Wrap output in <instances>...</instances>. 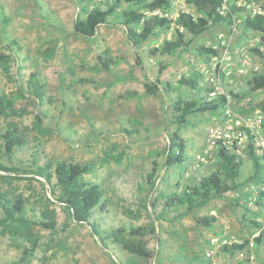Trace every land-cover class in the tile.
<instances>
[{
	"label": "rangeland",
	"instance_id": "374dc122",
	"mask_svg": "<svg viewBox=\"0 0 264 264\" xmlns=\"http://www.w3.org/2000/svg\"><path fill=\"white\" fill-rule=\"evenodd\" d=\"M109 1L0 0V13L11 17L7 25L0 22V53L10 57L9 73L0 63V87L28 111L21 117L0 116V131L15 122L27 140L11 159L1 156L5 164L21 169L15 172L21 178L0 170V192L12 199L19 195L26 198L30 216L40 214L45 207L55 210L58 223L56 231L35 226L41 245L21 264H196L194 255H201L205 264H248L241 252L224 256L217 249L213 258L206 252L214 240L243 242L258 233L262 244L254 249L255 262L264 264V230L250 223L260 221L264 228V204H250L262 180L251 178L254 171L249 151L239 155L244 163L239 178L242 186L236 192L214 199L192 213L180 216L183 210L172 208L161 215L173 191H181L217 168L219 148L207 155L203 151L210 128L221 122L224 110L223 106L215 113L190 118L181 129L187 140L188 160L183 168L170 167L166 166L169 137L177 129L170 100L179 95L194 98L210 90L217 91L214 96L226 94L233 109L243 116L264 112V86L254 89L256 75H264V57L251 50L257 47L264 53L261 34L244 29L241 15L234 26L215 25L198 37L189 33L190 45L174 55L151 58L149 50L172 39L173 29L160 30L140 46L128 40L125 26L114 18L93 37L76 33L78 15L84 16L85 9L97 5L106 7ZM241 1L250 13L264 9V0ZM172 2L171 9L156 13L173 18L181 11L198 14L185 0ZM236 2L228 1L229 5ZM11 40H17L20 47L9 46ZM202 45L223 52L220 56L202 55L197 51ZM105 54L115 62L110 69L100 60L107 58ZM138 56L143 58L142 65ZM206 69L214 72L215 80L205 73ZM32 73L45 83L44 101L35 96ZM158 77L163 86L166 81L176 84L182 77L197 78L201 88L185 86L171 93L162 89L158 95L145 94L144 84ZM128 90L140 94L120 98ZM37 114L48 130L45 135L34 129ZM108 156L112 159L102 163ZM55 158L97 162L95 173L86 178L102 186L108 206L96 209L93 218L100 221L103 229L145 227L144 239L154 257L132 255L111 240L107 247L90 224L70 221L45 178L31 172L34 161L44 164ZM203 215H215L217 222L211 227L199 224L196 218ZM26 246L22 237L4 233L0 227V264L19 260Z\"/></svg>",
	"mask_w": 264,
	"mask_h": 264
},
{
	"label": "trees",
	"instance_id": "16d2710c",
	"mask_svg": "<svg viewBox=\"0 0 264 264\" xmlns=\"http://www.w3.org/2000/svg\"><path fill=\"white\" fill-rule=\"evenodd\" d=\"M185 1L188 5L196 8L197 15L189 11H181L176 18H173L166 14L156 13L159 10L171 9L173 7L172 0H110L106 7L97 5L90 10L85 9L86 14L84 16L78 15L74 25L75 31L84 37H93L103 24L109 23V20L114 18L125 26L128 40L134 46H140L156 36L160 30L173 29L172 39L164 40L162 44L149 50L148 56L152 58L157 55H174L184 46H189L190 43L187 41L189 33L198 37L215 25L234 26L239 17L244 15V29L260 33L264 42V9L250 13L247 6L239 5L237 2L229 5L227 0ZM10 20V16L0 13V22L7 25ZM10 42L9 46L16 44L20 47L17 40ZM251 50L264 57V53L259 48L254 47ZM53 51L54 49L51 48L52 53ZM197 51L202 55L211 54L214 56H220L223 52L220 48L203 45L199 46ZM105 56L107 58L100 57V60L106 69H110L115 62L108 54ZM9 58V55L0 53V63L7 73H9ZM138 62L142 65L143 58L138 56ZM81 80L89 81L87 78ZM31 84L34 87L35 96L44 101L42 89L45 83L37 78L36 73H32ZM185 86L193 90L201 88L197 78L182 77L176 84L172 81H166L163 86L158 77L154 82L148 81L144 84V92L147 95H158L162 89L171 93ZM263 86L264 75H256L254 89ZM211 93L212 91L205 90V94L194 98L179 95L170 100L169 108L172 110L173 123L177 125V129L169 137L166 166L179 168L185 166L188 160V146L187 140L181 134V129L189 124L190 118L199 113H215L227 103L228 96L226 94L212 96ZM230 93L232 92L230 91ZM139 94L137 90H128L122 93L120 98L131 99L139 96ZM261 106L264 107V103ZM27 112V109L17 105L15 96L6 93L0 87V116L21 117ZM34 129L40 135H45L48 132L43 126V119L39 114L36 116ZM124 130L131 133L128 128ZM26 144V135L15 122H10L4 132L0 131V170L11 172V177L21 178L15 173L21 169L5 164L1 156L7 155L11 159L15 151L23 148ZM249 153L254 171L251 178L263 180L264 157L257 155L253 146H250ZM108 157H104L102 163L112 159L110 156ZM243 163V159L237 153L222 146L217 156V168L207 175H203L196 183L186 185L181 191H173L168 196L161 215L164 216L172 208L182 209L183 211L179 213L180 216L192 213L214 199L223 198L230 192H236L242 186L239 178L242 174ZM34 164L35 169H32L31 172L45 178L51 194L55 200L62 204L70 221L90 224L95 235L107 247L109 246L108 240H111L132 255L145 259L154 257V252L149 248L148 241L144 239L145 227H132L129 230L126 228L103 229L100 221L93 218L96 209L105 210L108 206V201L104 200L102 186L86 178V175L95 173L98 167L97 162H75L64 158H55L48 159L44 164H40L36 160ZM148 180L153 183L151 177ZM262 196H264V192ZM153 206H156L154 202ZM0 208L3 211V216L0 218V227L3 232L9 233L11 236L22 237L27 243L22 257L7 264H21L27 261L40 247L41 237L35 232V226H42L53 231L57 230L58 223L55 210L45 207L40 211V214L30 216L27 210V199L22 195L12 199L7 193L0 192ZM196 220L199 224L211 227L217 222V217L215 215H203L198 216ZM250 223L257 228H261L262 225L260 221L256 220ZM262 230L264 229L262 228ZM261 241L262 236L256 237L258 245L262 244ZM249 243L250 240L247 239L240 243L221 245L219 250L233 255L244 250ZM193 260L196 264H205L201 255H194Z\"/></svg>",
	"mask_w": 264,
	"mask_h": 264
},
{
	"label": "built area",
	"instance_id": "2783aa9c",
	"mask_svg": "<svg viewBox=\"0 0 264 264\" xmlns=\"http://www.w3.org/2000/svg\"><path fill=\"white\" fill-rule=\"evenodd\" d=\"M237 4L243 5L241 0H237ZM215 65H217V63H215ZM205 73L210 75L212 80H215L213 76L214 72H212L211 69H206ZM215 94H217V91H212V95L214 96ZM222 146L231 149L238 155H244L245 152L249 151L250 146H253L255 153L264 157V112L257 111L249 116H243L233 109L231 101L228 99L227 103L224 105L221 122L210 128L203 154H210L214 149H221ZM263 192L264 178L259 192L250 204H264ZM262 228L263 226L259 228V231H262ZM258 234H254L252 238L249 239L250 243L248 246L244 250L239 251L250 264H254L256 260L254 249L257 245L256 237H258ZM240 242L242 241L232 242L228 238L214 240L213 247L206 252V255L213 258L216 254V250L219 249L221 245Z\"/></svg>",
	"mask_w": 264,
	"mask_h": 264
},
{
	"label": "crops",
	"instance_id": "0c3cea01",
	"mask_svg": "<svg viewBox=\"0 0 264 264\" xmlns=\"http://www.w3.org/2000/svg\"><path fill=\"white\" fill-rule=\"evenodd\" d=\"M219 151H220V149H219ZM224 256H226V255H232V254H230V253H226V252H222V251H220ZM237 253V252H236ZM235 253V254H236ZM235 254H233V255H235ZM248 261V260H247ZM248 264H250L249 262H248ZM254 264H257L256 262L254 263Z\"/></svg>",
	"mask_w": 264,
	"mask_h": 264
}]
</instances>
